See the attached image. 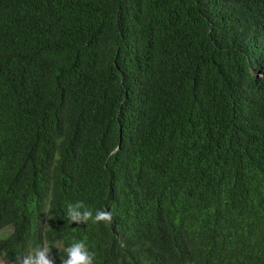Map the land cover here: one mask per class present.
<instances>
[{
  "label": "trees",
  "instance_id": "trees-1",
  "mask_svg": "<svg viewBox=\"0 0 264 264\" xmlns=\"http://www.w3.org/2000/svg\"><path fill=\"white\" fill-rule=\"evenodd\" d=\"M76 240L264 264V0H0V258Z\"/></svg>",
  "mask_w": 264,
  "mask_h": 264
},
{
  "label": "clouds",
  "instance_id": "clouds-1",
  "mask_svg": "<svg viewBox=\"0 0 264 264\" xmlns=\"http://www.w3.org/2000/svg\"><path fill=\"white\" fill-rule=\"evenodd\" d=\"M67 218L70 224L110 223L112 213L104 209L89 208L83 201L77 200L67 206ZM62 264H96V253L84 240H76L63 248ZM17 264H55L51 250L47 246H36L17 257Z\"/></svg>",
  "mask_w": 264,
  "mask_h": 264
},
{
  "label": "rangeland",
  "instance_id": "rangeland-1",
  "mask_svg": "<svg viewBox=\"0 0 264 264\" xmlns=\"http://www.w3.org/2000/svg\"><path fill=\"white\" fill-rule=\"evenodd\" d=\"M0 264H10V263H7V262L4 261L2 258H0Z\"/></svg>",
  "mask_w": 264,
  "mask_h": 264
}]
</instances>
